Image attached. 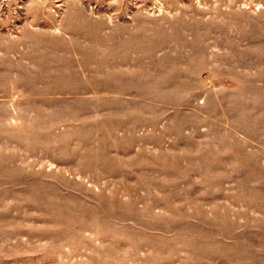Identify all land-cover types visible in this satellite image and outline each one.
I'll return each mask as SVG.
<instances>
[{
    "label": "rangeland",
    "instance_id": "obj_1",
    "mask_svg": "<svg viewBox=\"0 0 264 264\" xmlns=\"http://www.w3.org/2000/svg\"><path fill=\"white\" fill-rule=\"evenodd\" d=\"M0 264H264V0H0Z\"/></svg>",
    "mask_w": 264,
    "mask_h": 264
}]
</instances>
